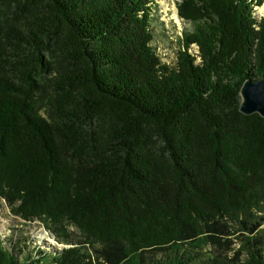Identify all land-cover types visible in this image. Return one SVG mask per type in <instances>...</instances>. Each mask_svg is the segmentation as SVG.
Returning <instances> with one entry per match:
<instances>
[{
    "label": "trees",
    "instance_id": "16d2710c",
    "mask_svg": "<svg viewBox=\"0 0 264 264\" xmlns=\"http://www.w3.org/2000/svg\"><path fill=\"white\" fill-rule=\"evenodd\" d=\"M254 4L178 1L169 62L155 0H0V200L61 244L0 264H264Z\"/></svg>",
    "mask_w": 264,
    "mask_h": 264
},
{
    "label": "rangeland",
    "instance_id": "374dc122",
    "mask_svg": "<svg viewBox=\"0 0 264 264\" xmlns=\"http://www.w3.org/2000/svg\"><path fill=\"white\" fill-rule=\"evenodd\" d=\"M178 1L180 0H155L157 6L154 14V40L152 43L157 54L169 62L175 59L178 47L177 35L181 28V21L175 22L173 19V14L177 11L176 3ZM256 1H259V5L254 4L252 6L253 14L256 18L264 17V11L258 10V7L263 4L264 0ZM69 229L74 232L76 231L73 227H69ZM10 235L13 236V239H16V237L22 240L25 239V244L30 243L31 246L35 245L40 249L61 246L37 220L21 219L19 216L11 213L5 202L0 200V239H4Z\"/></svg>",
    "mask_w": 264,
    "mask_h": 264
},
{
    "label": "water",
    "instance_id": "95a60500",
    "mask_svg": "<svg viewBox=\"0 0 264 264\" xmlns=\"http://www.w3.org/2000/svg\"><path fill=\"white\" fill-rule=\"evenodd\" d=\"M239 110L243 114L258 113L264 117V77L245 78L239 87Z\"/></svg>",
    "mask_w": 264,
    "mask_h": 264
},
{
    "label": "bare ground",
    "instance_id": "6f19581e",
    "mask_svg": "<svg viewBox=\"0 0 264 264\" xmlns=\"http://www.w3.org/2000/svg\"><path fill=\"white\" fill-rule=\"evenodd\" d=\"M258 10H259V11H264V2H263V4H262L260 7H258ZM174 12H175V9H174ZM259 13H260V12H259ZM263 15H264V14H263ZM173 19H174L175 22H179V19H178L176 13L173 14Z\"/></svg>",
    "mask_w": 264,
    "mask_h": 264
}]
</instances>
